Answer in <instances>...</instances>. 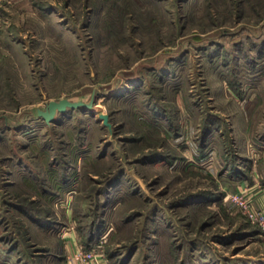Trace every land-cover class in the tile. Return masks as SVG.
Masks as SVG:
<instances>
[{
    "label": "rangeland",
    "instance_id": "1",
    "mask_svg": "<svg viewBox=\"0 0 264 264\" xmlns=\"http://www.w3.org/2000/svg\"><path fill=\"white\" fill-rule=\"evenodd\" d=\"M0 23V264H47L6 203L23 198L37 215L52 203L81 249L103 216L105 264L134 244L126 264L153 246L172 264L264 256V226L230 198L264 189V0H0ZM25 167L56 193L9 175Z\"/></svg>",
    "mask_w": 264,
    "mask_h": 264
},
{
    "label": "crops",
    "instance_id": "2",
    "mask_svg": "<svg viewBox=\"0 0 264 264\" xmlns=\"http://www.w3.org/2000/svg\"><path fill=\"white\" fill-rule=\"evenodd\" d=\"M1 24V23H0ZM231 130L233 131V128L231 127ZM236 143V142H235ZM235 145V144H234ZM42 171L40 170L39 172H35V184L40 183V180H43V176H41ZM22 175V172L19 170H15V172H10L9 175ZM10 175V176H11ZM17 177V176H16ZM13 182H16V180H13ZM20 182L23 183L25 182L24 179ZM30 182V181H28ZM44 186H48V181L45 182L44 180L41 181ZM19 182H17L18 184ZM32 183V182H31ZM40 186V185H39ZM51 187V186H49ZM47 187V188H49ZM249 189V190H248ZM41 190V189H40ZM248 191H251L256 193V196H254V200L252 205L255 207H262L264 206V189H256L254 188V185L250 186L247 188ZM43 192V190H41ZM44 193V192H43ZM48 194H52L51 191L47 192ZM33 196H31L32 198ZM52 198V197H51ZM50 198L49 202L52 200ZM33 199V198H32ZM31 199V200H32ZM49 208L48 212L46 213L48 222L45 220L43 223H39V217H34L36 218H30L27 216H24V224H22L25 229V233L28 235L30 238V244L34 243H40L43 244L44 248L36 250L32 258H46V263L47 264H58V258L61 259V263L59 264H97V261L91 260L89 262H83L78 259H68V256H72L75 254L81 246L79 245L77 235L75 232L72 231V229H68L67 232H64L62 234V226L63 224L61 223V217L56 215L57 210H55V206L52 203H47ZM51 204L54 208L51 209ZM37 216V214H35ZM39 220V221H38ZM46 222V223H45ZM84 249V248H83ZM14 250V249H13ZM46 250L52 251L53 253V258L51 259L48 255V253L51 254V252H44ZM38 253V254H37ZM55 260V261H54ZM248 262L245 264H264V256L263 257H255V258H248ZM101 263L105 264V260H101ZM16 264H23V263H16Z\"/></svg>",
    "mask_w": 264,
    "mask_h": 264
},
{
    "label": "trees",
    "instance_id": "3",
    "mask_svg": "<svg viewBox=\"0 0 264 264\" xmlns=\"http://www.w3.org/2000/svg\"><path fill=\"white\" fill-rule=\"evenodd\" d=\"M68 111V110H67ZM207 116H206V118L204 119V122H203V131L205 132V133H209V132H211V131H213L214 130V127H211L210 125H209V121L212 123V121H215V119L213 118L214 116H212L211 114H206ZM218 120V119H217ZM179 135H177V137H178ZM203 140L205 141L204 143L206 144L207 143V140H206V137L205 138H203ZM205 145L204 144H202V146L201 147H204ZM10 154H13V153H10ZM208 156V153L207 152H203L201 155H200V160L202 161V160H204L206 157ZM7 157V158H6ZM14 158V154L13 155H7L6 154V156H3L2 157V160H7L8 158ZM6 158V159H5ZM55 162H56V159L54 160ZM54 162V163H55ZM21 162H18V164H20ZM25 170H27V171H24L23 170V172H22V175H21V177H23L24 176V178L25 179H27V181H30V182H33L32 184L34 185V186H36V187H38L39 185V189H41V190H43V192H50L51 191V193L53 194V193H56L55 192V190H51V189H49V188H47V187H49V185L47 186H44L45 184H43V182H41V181H43V180H40V183H34L36 180H35V175H33L31 172H29V171H31L30 169H27V167H25ZM116 177H114L113 179H115ZM63 182H66V178H64V180H62ZM56 196H58V194L56 195ZM56 196L55 197H53V198H56ZM25 199L23 198V201H14V200H11V199H9V200H7V202L6 203H8V205H9V207L12 209V210H14V211H16L17 213H20V215H23V217L24 216H27V217H30V218H33V219H35L36 220V218H34V217H39V223L41 224V223H43V221L45 220V219H47V218H45V217H47V215H46V213L48 212V211H46V212H41L39 215H35L36 213H34V212H32V213H30L27 209H28V204H27V202H25L24 201ZM31 200V199H30ZM105 202V201H104ZM104 202H102V204L104 203ZM27 207V208H26ZM46 222H48V220H45ZM45 222V223H46ZM91 224H93V228H91V226L88 228V230H87V234H85L86 236H84V238H82V241H83V244H84V249L86 250V251H89V250H91V248L95 245V243L97 242L96 240H98L99 238H100V236L102 235V233H103V231H104V229H105V226H106V222L104 221V218H103V216L101 217L99 214H96V217L94 218V220L92 221V223ZM107 234V235H106ZM112 234V228H108L107 229V231H106V233H105V238H107L108 236H110ZM152 247V246H151ZM153 247H155V249H154V251L152 250V254L150 255V254H148V255H146V263L147 264H169L168 263V261H167V255L165 254L166 252L162 249V248H160L159 246H153ZM135 250H136V246H135V244L133 245V246H131V247H129V252H128V255L126 256V258H125V261H124V259H122L121 261H119L118 262V256L120 257V255H122V253L121 252H119V250H116V251H113V252H111L110 253V255H109V258H111V260H112V258H113V263H111V264H126V260H128L131 256H132V254L135 252ZM151 251V250H150ZM188 256V257H187ZM186 259H185V262H186V264H196L195 262H194V258L192 257V256H190L189 254H186ZM199 264H214V262H212L211 261V259H209V258H207V257H205L202 253L200 254V256H199ZM174 264H177V263H175V262H173ZM170 264H172V263H170Z\"/></svg>",
    "mask_w": 264,
    "mask_h": 264
},
{
    "label": "built area",
    "instance_id": "4",
    "mask_svg": "<svg viewBox=\"0 0 264 264\" xmlns=\"http://www.w3.org/2000/svg\"><path fill=\"white\" fill-rule=\"evenodd\" d=\"M248 192L246 188H239L235 194L230 195V198L235 202L236 205L240 206L246 216L251 220H256L259 224L264 226V207L259 209H252V201L248 196ZM76 258L83 262H89L91 260L97 261V264L101 263V260H104V256L102 253H97L95 250L86 251L84 249L79 248L72 256H68V259Z\"/></svg>",
    "mask_w": 264,
    "mask_h": 264
},
{
    "label": "water",
    "instance_id": "5",
    "mask_svg": "<svg viewBox=\"0 0 264 264\" xmlns=\"http://www.w3.org/2000/svg\"><path fill=\"white\" fill-rule=\"evenodd\" d=\"M94 105V97H92L84 102L81 100H69L67 98H59V99H53L49 100L45 106V108H38L37 109V115L40 116L43 120L50 123L54 121V118L57 114L65 113L67 110L74 109V108H92ZM99 117L104 121L106 125L109 127L111 126V123L108 118L107 113H101Z\"/></svg>",
    "mask_w": 264,
    "mask_h": 264
}]
</instances>
